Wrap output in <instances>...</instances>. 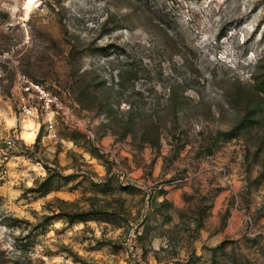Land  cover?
<instances>
[{
	"label": "rangeland",
	"instance_id": "1",
	"mask_svg": "<svg viewBox=\"0 0 264 264\" xmlns=\"http://www.w3.org/2000/svg\"><path fill=\"white\" fill-rule=\"evenodd\" d=\"M0 264H264V0H0Z\"/></svg>",
	"mask_w": 264,
	"mask_h": 264
},
{
	"label": "built area",
	"instance_id": "2",
	"mask_svg": "<svg viewBox=\"0 0 264 264\" xmlns=\"http://www.w3.org/2000/svg\"><path fill=\"white\" fill-rule=\"evenodd\" d=\"M15 103L17 111L26 118H42L49 129L58 122L65 126L83 131V119L73 104L65 100L64 94L50 90L45 84L33 81L24 74L16 77Z\"/></svg>",
	"mask_w": 264,
	"mask_h": 264
}]
</instances>
